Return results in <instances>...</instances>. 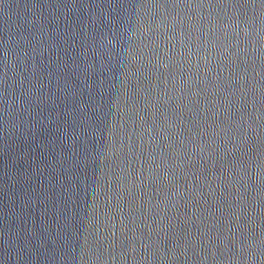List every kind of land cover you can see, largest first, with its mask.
<instances>
[{
  "label": "water",
  "instance_id": "1",
  "mask_svg": "<svg viewBox=\"0 0 264 264\" xmlns=\"http://www.w3.org/2000/svg\"><path fill=\"white\" fill-rule=\"evenodd\" d=\"M0 264H264V0H0Z\"/></svg>",
  "mask_w": 264,
  "mask_h": 264
}]
</instances>
